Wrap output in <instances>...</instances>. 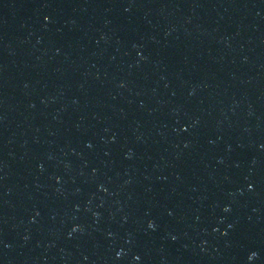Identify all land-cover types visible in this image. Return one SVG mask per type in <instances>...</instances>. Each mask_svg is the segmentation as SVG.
Masks as SVG:
<instances>
[{"label":"water","instance_id":"obj_1","mask_svg":"<svg viewBox=\"0 0 264 264\" xmlns=\"http://www.w3.org/2000/svg\"><path fill=\"white\" fill-rule=\"evenodd\" d=\"M0 264H264V0H0Z\"/></svg>","mask_w":264,"mask_h":264}]
</instances>
